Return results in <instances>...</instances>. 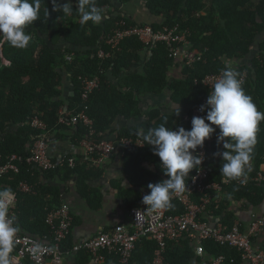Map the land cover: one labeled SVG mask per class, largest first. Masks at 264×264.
Segmentation results:
<instances>
[{"label":"trees","instance_id":"16d2710c","mask_svg":"<svg viewBox=\"0 0 264 264\" xmlns=\"http://www.w3.org/2000/svg\"><path fill=\"white\" fill-rule=\"evenodd\" d=\"M131 0H116L123 6ZM150 15L161 20L149 25L154 31L178 26L187 33L192 50L201 55V61L193 65L180 66L169 58L165 44L158 43L151 49L136 38L121 42L118 49L106 45L107 38L120 20L130 22L113 0H96L104 10L100 24L91 21L80 23V14L73 7L71 15L52 12L51 0H42L40 18L26 28L32 37L27 48L20 50L2 45L3 66L0 68V156L2 161L10 155L27 157L40 131L31 127L33 119L43 122L51 133V140L68 137L71 146L89 136L87 127L78 123L74 126L60 124V117L69 119L83 112L91 121L94 134L92 139H107L115 136L121 153L122 174L128 181L127 189L119 187V196L126 208H138L142 198L139 190L149 192L147 185L167 179L160 168L159 158L152 147L127 148L120 144L124 138L141 139L149 127H155L167 119V127L176 130L190 129V122H183V116L191 118L193 110L207 100L211 92L201 81L211 75L222 73L225 62H229L239 73L242 87L252 98L258 111L264 112V0H144ZM49 9V17L43 15ZM107 17V18H106ZM141 25V24H140ZM64 46L60 47V42ZM259 42V43H258ZM257 44L258 53L249 65L240 64ZM102 51L108 57L99 58ZM71 56L70 61L66 60ZM180 66V77L169 75L173 67ZM62 73L69 75L72 94L63 97ZM245 74V77H244ZM99 78V86L86 100L81 97L82 79ZM166 96L168 105L156 104L143 109L146 96ZM178 105L179 115L172 114ZM206 115V111L203 116ZM137 124L114 129L117 118ZM211 135L205 141L209 157V182H219L221 159L214 156L222 150L216 137ZM50 140V141H51ZM251 171L252 178L264 164V120L256 134ZM73 155L68 153L62 164L53 159L56 166L49 171H40L27 164L20 165L18 174L10 173L0 180V190L10 189L17 193L16 221L20 233L41 238L50 235L46 217L50 211L62 204L61 188L74 182L80 197L88 208L97 211L101 204L100 193L90 183L102 176L103 169L75 156L74 167L68 165ZM193 171V170H192ZM189 173V176L192 174ZM189 179V178H188ZM26 183L30 192H20L19 185ZM188 184V180L186 185ZM167 215L183 214V207L175 200ZM264 204V186L249 183L245 186L238 181L223 186L218 208L209 206L208 214L219 218L231 228L239 221L237 211L259 209ZM238 208V210H236ZM205 220V218H204ZM204 261L223 256L226 264H243L241 253L236 249L220 246L211 240L202 242ZM70 237L64 242L65 248H72ZM157 244L141 238L136 244L129 264H153ZM13 248L10 259L15 254ZM83 262L90 256L86 252L77 254ZM164 264H192L202 261L196 256L194 244L186 236L178 241H166L162 254ZM116 256H107L105 264H116ZM12 264V262H11ZM24 264H30L25 261Z\"/></svg>","mask_w":264,"mask_h":264},{"label":"built area","instance_id":"2783aa9c","mask_svg":"<svg viewBox=\"0 0 264 264\" xmlns=\"http://www.w3.org/2000/svg\"><path fill=\"white\" fill-rule=\"evenodd\" d=\"M128 38H136L146 49H151L158 43L165 44L169 58L180 66L189 67L201 61L202 58L199 53L191 49L187 40V33L180 32L178 26L172 29L163 28L154 31L149 25L130 26L126 21L120 20L112 34L107 38L106 45L112 50L118 49L121 42ZM3 43L0 40V68L2 67ZM98 57L104 58L108 55L100 51ZM71 58L72 55H69L66 60L70 61ZM220 76L221 74L207 76L201 83L212 90V86ZM99 81L98 77L82 79L81 97L83 100H86L97 90ZM204 104L206 102L202 105ZM199 109L200 106L193 110L190 119L184 116L183 122L191 123L194 116H203L204 112ZM59 123L66 126L81 123L88 128L89 136L84 138L78 145L81 150L79 156L82 161L90 162L96 168H101L105 162H108L118 148L117 142L108 139H92L94 134L92 121L83 112L72 115L69 119L61 116ZM31 127L40 131V135L31 145L27 157L10 155L2 161L0 156V180L10 173L18 174L23 161L40 171H49L56 166L53 158L48 153L50 131L37 118L32 120ZM217 129L213 134H216ZM142 142L141 139L124 138L120 141V144L127 148H142L144 146L140 145ZM206 145L204 142L203 147H198L195 152V154L203 156L201 169H198L199 171L193 169L184 193L173 194L172 196V200L177 201L183 207V214L171 216L167 215L166 210L149 213L145 211L146 208H135L130 211V225H116L111 230L76 243L68 249L64 247V242L71 235L73 217L68 205L62 204L56 210L50 211L46 217V224L51 230L49 236L38 238L20 232L17 233L14 241L16 252L11 258L12 264H24L25 261L30 264H61L64 259L75 256L80 252L89 254L90 264H105L107 256L112 255L118 258V264H129L135 244L141 238L156 242L157 249L154 253L153 264H164L162 254L166 241H178L184 236L193 242L196 256L202 259L203 264H226L223 256L216 257L208 262L204 261L205 252L201 244L205 240H211L220 246L236 249L241 253L243 264H264V246L259 248L254 245V240L264 232V212L258 215L253 211L255 209L250 208L248 210V222L244 223L239 219L231 228L221 222V219L212 218L207 212L211 205H214L215 210L218 208L223 186L228 183H224L222 179L219 182L208 181L209 157ZM58 163L62 164V160ZM74 164L75 157L73 156L68 160V165L74 167ZM238 183L243 186L249 183L264 186V164L261 165L259 171L252 178H246L244 183L240 181ZM17 190L27 193L31 191V187L26 183H22ZM12 193H14V198L10 207V214H14L16 217L17 193ZM37 245H39V249L34 251Z\"/></svg>","mask_w":264,"mask_h":264},{"label":"clouds","instance_id":"9594fccd","mask_svg":"<svg viewBox=\"0 0 264 264\" xmlns=\"http://www.w3.org/2000/svg\"><path fill=\"white\" fill-rule=\"evenodd\" d=\"M42 0H0V40L10 47L23 50L30 44L32 37L26 28L40 18ZM44 2V0H43ZM52 12L71 15L73 6L70 2L63 4L51 0ZM80 23L100 24L104 18V10L97 6L96 0H77ZM47 19L50 15L47 7L43 10ZM239 73L225 62L220 78L208 93L206 104L200 106L204 116H194L191 127L186 130L178 127L176 130L167 127V119L158 126L149 127L142 134L140 145L152 147L153 154L159 158L160 168L167 179L157 183H149L148 194L142 197L149 213L169 210L173 194L186 191L189 173L202 166L203 156L194 154L197 148H202L204 142L219 129L216 137L222 150L214 153L219 156V173L224 183L240 181L244 183L251 171L254 146L257 143L256 134L259 124L264 120V112L258 111L252 98L242 87ZM179 107L175 105L172 114L179 115ZM207 121V122H206ZM215 126V127H213ZM199 169V170H198ZM14 193L10 189L0 190V264H11L10 254L14 241L20 231L10 207ZM39 249L36 246L34 251Z\"/></svg>","mask_w":264,"mask_h":264},{"label":"crops","instance_id":"0c3cea01","mask_svg":"<svg viewBox=\"0 0 264 264\" xmlns=\"http://www.w3.org/2000/svg\"><path fill=\"white\" fill-rule=\"evenodd\" d=\"M65 2H70L73 7L78 6L77 0H57V3L59 4H63ZM113 3L117 5L116 0H113ZM117 8L130 22L135 25H147L161 22L160 19L150 15L146 9V2L144 0H131L126 5L118 6ZM263 38L264 35L260 37L259 41ZM62 46H64V42L61 41L60 47ZM257 53L258 49L256 44V46L252 48L250 55L240 62V64L249 65V61ZM1 63V66H3V57ZM169 75L174 78H179L181 76L180 66L173 67L170 70ZM62 78L63 97H68L72 94L73 87L70 83L69 75L62 73ZM142 101L144 110H146L148 106L156 104L162 105V103H164L166 106L168 105L166 96L162 95L146 96ZM134 124H137V122H126L121 118H117L113 128L120 129ZM107 139L115 142L114 135H110ZM70 152H72L71 154L75 157L80 155L81 150L79 147L71 146L68 137H64L59 140L53 139L50 141L48 153L51 158L61 161ZM101 168L103 169L102 176L90 183V186L96 189L101 195V204L97 211L88 208L85 201L78 194L74 182L64 185L61 188L63 204L68 205L73 217L72 231L70 235L71 243L73 245L90 239L101 232H107L116 225H130L131 223V213L123 204V201L119 196V187L124 189L129 187L128 181L122 174L121 153L119 152V148L116 149V152L112 155L109 161L105 162ZM139 192L141 198L148 194V191L145 189H141ZM146 207L147 206L143 205L141 202L138 208ZM236 210H238V208ZM253 211H255L258 215L263 213L264 204L259 209H255ZM236 213L242 222H248V211H237ZM254 245L259 248L264 246V232H262L256 240H254ZM203 263L204 262L201 260H194L192 262V264ZM61 264H90V259H88V262L84 263L83 259L75 255L64 259Z\"/></svg>","mask_w":264,"mask_h":264},{"label":"water","instance_id":"95a60500","mask_svg":"<svg viewBox=\"0 0 264 264\" xmlns=\"http://www.w3.org/2000/svg\"><path fill=\"white\" fill-rule=\"evenodd\" d=\"M64 42V41H63ZM119 118H121V117H119ZM122 120H124L123 118H121Z\"/></svg>","mask_w":264,"mask_h":264}]
</instances>
